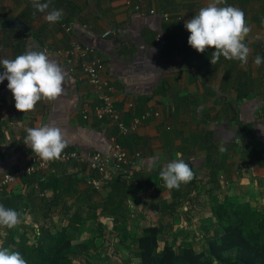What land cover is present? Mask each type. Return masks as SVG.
<instances>
[{
    "label": "crops",
    "instance_id": "0c3cea01",
    "mask_svg": "<svg viewBox=\"0 0 264 264\" xmlns=\"http://www.w3.org/2000/svg\"><path fill=\"white\" fill-rule=\"evenodd\" d=\"M39 2L49 3L48 11L62 10V18L50 24L46 12L32 7V0H0V20L21 19L30 30L28 45L42 48L68 70L70 80L55 101L41 100L25 113L15 108L8 81L0 82V179L35 156L23 143L26 128L54 124L69 142L63 152L76 151L78 157L49 161L48 170L33 173L40 179L32 183L23 177L3 186L9 196L24 195V210L33 206L32 214L39 210L42 221L70 222L79 216L80 222L96 219V227L107 221L116 235L121 232L114 228L115 217L123 216L134 225L130 232L157 224L163 228L161 235L173 237L201 214L207 200H217L222 190L231 189L240 172L264 180V63H253L257 55L264 57V0H226L220 5L245 13L252 28L245 40L251 52L246 64L221 56L213 65L215 48L198 53L188 44L190 33L184 27L209 0ZM107 31L111 33L105 35ZM77 41L103 58L104 76L121 119L130 122L145 111L159 112L122 140L131 162L124 171L127 176L114 170L104 178L89 167L93 152L107 151L109 139L120 141L122 135L114 122L91 112L100 102L99 92L83 72L81 60L67 63ZM3 46L0 59H14L12 46ZM221 145L226 151H219ZM176 153L195 176L169 190L159 172ZM48 174L59 179V187L42 189L40 182Z\"/></svg>",
    "mask_w": 264,
    "mask_h": 264
},
{
    "label": "trees",
    "instance_id": "16d2710c",
    "mask_svg": "<svg viewBox=\"0 0 264 264\" xmlns=\"http://www.w3.org/2000/svg\"><path fill=\"white\" fill-rule=\"evenodd\" d=\"M5 32L6 36L0 39V47L2 48L4 44L11 45L14 58L23 54L28 47L31 34L22 29H8ZM242 128L246 129L245 126ZM132 136L133 133L122 135L119 142L124 146L125 142L122 140ZM123 170L124 168L118 172L121 176H127ZM33 176V174L26 176L29 177L26 182L32 183L40 179ZM44 179L47 180L40 182L42 189L48 186L53 189L59 187L56 182L60 181L53 174L46 175ZM24 198V195L9 196L4 191L0 193V204L15 209L23 217ZM232 202L233 200L227 205L218 204L214 208L213 214L207 220L210 223H205L202 232L198 233L205 241L201 249L195 247L189 239L191 235L184 228L173 233L172 242H165L162 246L160 245V235L163 230L161 225H148L143 227L140 234L136 235V231L132 230V235L125 236L128 221L123 216H116L117 224H114V228L121 232L122 241L127 237L134 240L138 264H264V211L252 206L249 201ZM77 223H83L80 222L79 216H75L70 221V225L54 231L45 224L38 226L34 229L35 242L30 241L25 232L18 235L9 232L8 239L1 248L19 251L27 264H74L78 254L86 249L95 248V235L85 240H77L76 231L82 229L80 225L77 227ZM98 228L97 232L102 231L100 227ZM179 235H184L185 239H179Z\"/></svg>",
    "mask_w": 264,
    "mask_h": 264
},
{
    "label": "clouds",
    "instance_id": "9594fccd",
    "mask_svg": "<svg viewBox=\"0 0 264 264\" xmlns=\"http://www.w3.org/2000/svg\"><path fill=\"white\" fill-rule=\"evenodd\" d=\"M225 2L209 0L193 18L185 21L184 27L190 33L187 42L198 53L214 47L215 51L210 58L212 65L221 56L246 64L251 49L245 40L252 28L247 24L242 9L232 5L220 6ZM32 7L41 13L46 12L44 19L50 24L58 22L63 15L62 10L55 8L48 11L49 3H40L39 0H32ZM253 63L261 65L264 57L257 55ZM0 65L4 69L0 74V82L8 81L7 88L13 95L15 108L24 113L34 110L41 100L55 101L63 94L64 85L70 80L68 70L50 59L43 50L32 47L31 43L23 54L14 59H0ZM25 132L23 143L44 161L60 160L68 147L65 133L54 124L26 128ZM219 151L224 152L226 149L221 145ZM175 156L177 158L165 163L159 172L164 186L169 190L179 189L182 183L190 182L195 176L182 154L176 153ZM20 217L21 213L15 209L0 204V226L12 229L21 222ZM0 264H27V261L19 251L0 248Z\"/></svg>",
    "mask_w": 264,
    "mask_h": 264
},
{
    "label": "rangeland",
    "instance_id": "374dc122",
    "mask_svg": "<svg viewBox=\"0 0 264 264\" xmlns=\"http://www.w3.org/2000/svg\"><path fill=\"white\" fill-rule=\"evenodd\" d=\"M262 145L263 143H260V146ZM244 158L245 157L242 158L243 162L246 160V158ZM248 173L241 174L240 172L238 175H236V177H234V181L236 178V184L233 185L231 189H225V191L222 190L221 196L217 200H207L208 205L206 204L201 208L203 209L201 214L198 217L193 216V218L190 220V223L188 222L186 224L188 226L185 228V230H187L189 235H191L189 236V239L192 240L197 249L204 247V237L198 233L200 231L202 232L203 225L205 223H210V221L207 222V220L211 217V214H213V206H217V203H220V205H227L231 200H233L232 203L235 201L242 202L248 200L252 206L256 208L259 207L264 211V180H258V177L255 178L252 173ZM246 175L248 178H243ZM32 208L33 206L31 208L28 207L25 210L23 209V211L25 213L27 211L28 214H23V217H20L21 222L14 228L8 229L5 226H0V248L4 246V243L8 239L9 232H13L17 235L25 232V234L29 236L30 241L35 242L34 229H37L38 226L45 224L54 231L61 228L62 226L70 225V222L67 220H55L56 218L54 219L55 221L53 219L42 221L41 212L37 210L34 214H32ZM40 210H43V206H41ZM101 224L103 227L99 225V227H102V231H98L100 232L99 234H97L98 227H96V225L98 224L96 219H87V221L79 224L82 229L76 231L77 240H85L86 238L95 235V248L86 249L81 254H78L74 259V264H138V257L135 254L136 245L134 244V240H132L130 237H127L125 241H122V235H116L113 228L108 230L107 227L110 225V222L105 221V223L101 222ZM131 226L134 229V225H131V223L128 222L125 236L128 234L132 235L133 232H130ZM139 232L140 231L137 229L136 235ZM165 233L166 232H164V234ZM195 234L197 236H194ZM178 237L179 239H185L184 235H179ZM172 241L173 237L171 233H169L167 236L161 235L160 237L161 246L165 242ZM128 259H130L129 262Z\"/></svg>",
    "mask_w": 264,
    "mask_h": 264
},
{
    "label": "built area",
    "instance_id": "2783aa9c",
    "mask_svg": "<svg viewBox=\"0 0 264 264\" xmlns=\"http://www.w3.org/2000/svg\"><path fill=\"white\" fill-rule=\"evenodd\" d=\"M107 31L105 35L110 34ZM2 48L0 47V55ZM76 60H81V68L88 76L90 83L98 90L100 102L93 109L92 113L97 119H108L115 123L120 135H129L134 133L143 120L151 116H158L159 112L145 111L141 116H135L131 122L125 123L114 105V101L110 95L111 86L108 79L104 76L106 71V64L102 57L94 53L93 47L84 45L80 42H74L68 52L67 63H74ZM89 108L85 109L86 115ZM76 151H65L62 153L60 161H66L71 158H77ZM49 161H44L39 157L34 156L31 162L20 167L12 172L5 173L0 179V193L2 187L9 183L15 182L18 179L36 173L38 171H45L49 169ZM130 157L126 148L119 142L117 137L109 139L108 149L105 152L95 151L89 157L90 169L97 171L104 178H110L114 170L126 171V167L130 166Z\"/></svg>",
    "mask_w": 264,
    "mask_h": 264
},
{
    "label": "water",
    "instance_id": "95a60500",
    "mask_svg": "<svg viewBox=\"0 0 264 264\" xmlns=\"http://www.w3.org/2000/svg\"><path fill=\"white\" fill-rule=\"evenodd\" d=\"M4 29H22L30 34L29 27L19 18L7 17L0 20V32ZM42 50V48H39Z\"/></svg>",
    "mask_w": 264,
    "mask_h": 264
}]
</instances>
